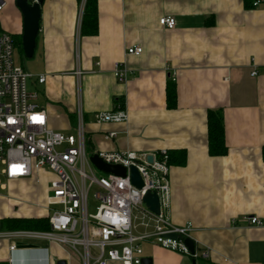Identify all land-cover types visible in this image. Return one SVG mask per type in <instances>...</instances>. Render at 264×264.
Masks as SVG:
<instances>
[{
	"label": "crops",
	"instance_id": "0c3cea01",
	"mask_svg": "<svg viewBox=\"0 0 264 264\" xmlns=\"http://www.w3.org/2000/svg\"><path fill=\"white\" fill-rule=\"evenodd\" d=\"M85 4L45 0L41 6L35 54L43 71L36 75L45 74L46 82L30 86L51 128L74 134L81 108L92 154L185 149L187 165L170 172L172 222L193 224L192 237L210 251V263L264 264V226L243 221L256 216L264 222V0L255 7L246 0H99L96 35L81 33ZM7 7L0 28L22 32L15 0ZM162 17L176 19L175 28L162 27ZM132 46L143 48L142 55H127ZM117 63L126 67V81L114 77ZM170 81L178 91L177 109L167 106ZM118 98L124 99L127 122L95 123L97 113L117 109ZM209 110L223 111L229 148L223 157L209 154ZM110 132L115 139L105 138ZM52 178L42 173L39 184L18 181L9 190L28 186L31 197L33 186L44 188L46 200ZM0 201L17 209L5 196ZM14 208L0 212V220L43 216H22ZM32 242L25 243L33 250L10 252L11 243L0 240V263L81 264L54 243ZM143 254L153 264L206 262L154 244H145Z\"/></svg>",
	"mask_w": 264,
	"mask_h": 264
},
{
	"label": "built area",
	"instance_id": "2783aa9c",
	"mask_svg": "<svg viewBox=\"0 0 264 264\" xmlns=\"http://www.w3.org/2000/svg\"><path fill=\"white\" fill-rule=\"evenodd\" d=\"M262 1L257 0L254 6ZM5 9V0H0V14ZM159 24L172 30L176 19L162 17ZM14 47L13 37L0 28V176L5 180L0 178V198L15 200L12 195L2 193L9 191L10 183L35 179L39 184L40 175L47 172L52 173L53 178L47 182L45 202L35 204L43 214L41 218L48 220L49 231L0 229V240L11 243L10 252H16L20 242L45 241L80 257L81 264H141L143 246L154 244L188 256L195 263L209 260L210 251L199 248L192 237L193 224L172 222L169 150L150 154L96 153L104 163L127 168L126 177L111 173L98 176L100 170L90 161L94 154L88 152L83 110L79 108L77 113L74 134L53 130L47 111L39 104V93L30 87V81L45 84L46 75L29 73L17 65ZM142 53L143 48L139 46L127 49L129 56ZM127 73L126 67L117 63L114 77L123 82ZM252 75H257L256 71ZM127 120L125 104H119L114 111L95 115V123L101 125ZM105 138L115 139L116 133L110 132ZM150 156L151 162L148 161ZM133 167L144 181L143 188L132 183ZM147 192L158 195L159 214L146 206ZM90 195L97 203L94 213L89 211ZM243 221L249 227L264 226L263 220L256 216H244ZM171 235L181 239L171 238ZM187 238L194 241L195 253L187 247Z\"/></svg>",
	"mask_w": 264,
	"mask_h": 264
},
{
	"label": "trees",
	"instance_id": "16d2710c",
	"mask_svg": "<svg viewBox=\"0 0 264 264\" xmlns=\"http://www.w3.org/2000/svg\"><path fill=\"white\" fill-rule=\"evenodd\" d=\"M99 0H86V8L83 16V23L81 28L82 35H96L98 33L99 20H98V3ZM249 7H255L254 3L257 0H246ZM22 36V35H21ZM14 42H17V38L12 36ZM167 106L170 109H177L178 91L174 81H170L167 85ZM117 105H123L124 99H116ZM208 119V149L209 154L212 157H223L228 154L229 148L226 143L225 123L223 119V111L221 110H209L207 113ZM187 151L185 149H179L175 151H169L168 163L172 167L186 166L187 164ZM264 159V149H263ZM1 228L8 230H27V231H49L50 227L46 218H5L1 221ZM9 264V263H0ZM203 264H214L209 261Z\"/></svg>",
	"mask_w": 264,
	"mask_h": 264
},
{
	"label": "water",
	"instance_id": "95a60500",
	"mask_svg": "<svg viewBox=\"0 0 264 264\" xmlns=\"http://www.w3.org/2000/svg\"><path fill=\"white\" fill-rule=\"evenodd\" d=\"M45 0H15L16 7L20 10L22 14V22H23V31H22V47L23 52H25L26 57L32 58L35 55V49L37 46L38 34L40 31V19H41V12H42V4ZM90 161L92 164L97 167L100 171L104 173H111L119 177H126L127 176V168L124 166L118 165H110L104 163L103 160L100 158L98 154H94L91 156ZM148 161H152V156L148 158ZM130 178L132 180L133 185L138 188L144 187V181L142 180L137 168L133 167L131 169ZM144 202L148 209L152 210L154 213L159 214V197L157 194L153 192H147L146 196L144 197ZM1 228V223H0ZM171 238H178L174 235H171ZM185 243L189 248L190 252L195 253V244L194 241L190 238L185 239ZM18 250H33L36 246L29 245L26 243H19ZM57 264H67L65 261H59ZM141 264H153L152 259L144 257L142 259Z\"/></svg>",
	"mask_w": 264,
	"mask_h": 264
},
{
	"label": "rangeland",
	"instance_id": "374dc122",
	"mask_svg": "<svg viewBox=\"0 0 264 264\" xmlns=\"http://www.w3.org/2000/svg\"><path fill=\"white\" fill-rule=\"evenodd\" d=\"M6 2V6L10 3H14V0H5ZM8 10V7L5 9V11L3 13H5ZM7 14H10L9 11L6 12ZM5 18L0 19V23L3 24L6 21L4 20ZM11 36L15 35V37L17 38V42L15 43V47H14V58H15V62L17 65L22 66L27 72H31L33 74L36 75V73H40L43 71V66L42 63L40 61V54H35L34 57L32 58H27L25 55V52H23V47H22V39L23 37L22 32L20 33H16L13 34V32H8ZM31 81H30V85H31ZM31 87V86H30ZM40 103L43 104L44 101L40 100ZM65 132V130H64ZM88 152H89V148H88ZM90 153V152H89ZM91 154V153H90ZM97 175L98 176H103L104 172L102 171H97ZM0 178H2L0 176ZM2 181L4 182L5 180L2 178ZM28 186L24 187V189L22 187H20L19 189H16L15 191L13 189L9 190L8 192L4 191L2 192L3 195L5 194H10L14 197V202H15V206L17 207V209H15L13 207V205L8 202V201H0V212H5L7 210L10 209H15V212L19 215L22 216H26L29 214H33L34 212H40L41 210L37 209V207L35 206L36 203H44L45 199H43V189L44 188H40V187H34L33 186V191H35V195L31 196V197H27V190H28ZM24 190V191H23ZM22 191V192H21ZM91 196V195H90ZM16 198L18 200H16ZM9 200V199H8ZM43 201V202H42ZM97 205V203L95 202L93 196H91L90 199V207H89V211L91 213L95 212V206Z\"/></svg>",
	"mask_w": 264,
	"mask_h": 264
}]
</instances>
